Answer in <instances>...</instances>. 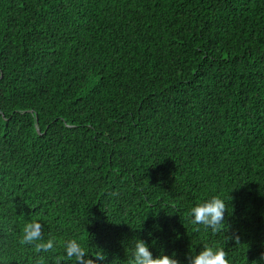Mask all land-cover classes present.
I'll use <instances>...</instances> for the list:
<instances>
[{"label": "trees", "instance_id": "1", "mask_svg": "<svg viewBox=\"0 0 264 264\" xmlns=\"http://www.w3.org/2000/svg\"><path fill=\"white\" fill-rule=\"evenodd\" d=\"M213 196L218 233L189 214ZM137 238L264 264V0H0V264H130Z\"/></svg>", "mask_w": 264, "mask_h": 264}, {"label": "clouds", "instance_id": "2", "mask_svg": "<svg viewBox=\"0 0 264 264\" xmlns=\"http://www.w3.org/2000/svg\"><path fill=\"white\" fill-rule=\"evenodd\" d=\"M226 210L225 201L219 196H213L202 203L196 204L190 209L189 214L194 225H203L206 229H211L213 233H218L223 229ZM230 239L234 240L235 244L240 243L239 236L235 233L230 236ZM20 243L34 245L35 252L39 254L53 251L56 241L52 237L45 240L43 225L36 220H32L24 225ZM64 248L66 255L69 258L75 257L77 264H80L86 255L84 249L76 240L66 241ZM227 255L223 248L204 244L199 252L189 257L188 264H230ZM96 258L102 260L104 254L101 253ZM37 264H40L39 260ZM57 264H59V261H57ZM130 264H180V262L175 258V254L172 256L161 254L154 257L148 244L137 238L131 251Z\"/></svg>", "mask_w": 264, "mask_h": 264}, {"label": "water", "instance_id": "3", "mask_svg": "<svg viewBox=\"0 0 264 264\" xmlns=\"http://www.w3.org/2000/svg\"><path fill=\"white\" fill-rule=\"evenodd\" d=\"M38 130V129H37Z\"/></svg>", "mask_w": 264, "mask_h": 264}]
</instances>
